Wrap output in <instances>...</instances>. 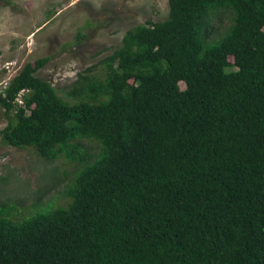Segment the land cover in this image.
Wrapping results in <instances>:
<instances>
[{
    "label": "trees",
    "instance_id": "obj_1",
    "mask_svg": "<svg viewBox=\"0 0 264 264\" xmlns=\"http://www.w3.org/2000/svg\"><path fill=\"white\" fill-rule=\"evenodd\" d=\"M167 4L63 91L48 57L0 91L6 143L76 165L65 205L0 206V264H264V0Z\"/></svg>",
    "mask_w": 264,
    "mask_h": 264
},
{
    "label": "rangeland",
    "instance_id": "obj_2",
    "mask_svg": "<svg viewBox=\"0 0 264 264\" xmlns=\"http://www.w3.org/2000/svg\"><path fill=\"white\" fill-rule=\"evenodd\" d=\"M167 15V0H0V91L25 63L48 57L35 75L61 92L77 72L91 65L98 70L127 29ZM227 23L226 16L213 22L208 36ZM6 123L0 107V129ZM75 168L62 155L46 161L33 147H14L0 135V206L20 219L65 205L61 191Z\"/></svg>",
    "mask_w": 264,
    "mask_h": 264
},
{
    "label": "built area",
    "instance_id": "obj_3",
    "mask_svg": "<svg viewBox=\"0 0 264 264\" xmlns=\"http://www.w3.org/2000/svg\"><path fill=\"white\" fill-rule=\"evenodd\" d=\"M7 84V83H6ZM5 84V86H6ZM4 86V87H5ZM23 93V92H22ZM22 93L19 95V97L16 99L18 103H22L21 97H22Z\"/></svg>",
    "mask_w": 264,
    "mask_h": 264
}]
</instances>
